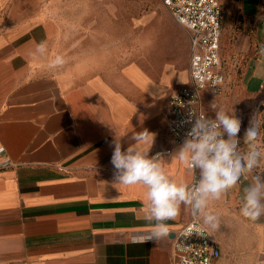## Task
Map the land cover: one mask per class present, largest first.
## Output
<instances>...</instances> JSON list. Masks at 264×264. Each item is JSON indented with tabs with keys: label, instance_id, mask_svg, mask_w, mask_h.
Segmentation results:
<instances>
[{
	"label": "crops",
	"instance_id": "0c3cea01",
	"mask_svg": "<svg viewBox=\"0 0 264 264\" xmlns=\"http://www.w3.org/2000/svg\"><path fill=\"white\" fill-rule=\"evenodd\" d=\"M220 2L221 59L235 49L233 26H243L250 59L242 101L262 107L264 116V79L253 76L264 42V0ZM64 28L47 6L31 12L18 0H0V264H172L173 238L193 219L190 207L181 205L179 216L165 222L168 237L148 240L146 188L116 183L110 161L116 139L126 150L134 132L147 130L153 143L147 136L135 147L159 154L178 184L193 183L187 165L172 159L183 142L168 132L169 99L189 82L190 52L183 69L72 61ZM40 41L47 43L44 56L35 53ZM56 55L66 63L50 69ZM225 88L226 79L220 94L205 89L204 107ZM249 182L241 178L209 203L219 219V228L210 229L221 249L216 264H264V217L252 222L239 212Z\"/></svg>",
	"mask_w": 264,
	"mask_h": 264
},
{
	"label": "clouds",
	"instance_id": "9594fccd",
	"mask_svg": "<svg viewBox=\"0 0 264 264\" xmlns=\"http://www.w3.org/2000/svg\"><path fill=\"white\" fill-rule=\"evenodd\" d=\"M46 52V41L37 43L35 53L44 56ZM257 57L253 76L264 79V42L257 46ZM65 63L62 55H56L48 67L58 69ZM209 108L214 117L192 108L189 117L194 122L179 150L172 156L173 160L184 162L187 170L193 173L192 184H178L166 173L164 160L159 154L150 157L149 151L144 152L135 147L147 136L152 137L153 143L154 134L147 130L134 132L131 140L135 143L126 150H122L120 141L116 139L114 142L110 162L115 170L116 183L129 186L142 184L146 188L144 218L152 223L148 240L158 241L169 236L170 227L165 222L179 216L181 205L190 207L194 222L202 221L208 229H218V216L208 209L209 203L221 199L241 178L250 181L243 189L239 209L241 216L252 222L264 217V146L261 143L264 122L257 115H252L241 138L238 135L241 119L235 111L229 113L214 101ZM197 170L198 179L195 176Z\"/></svg>",
	"mask_w": 264,
	"mask_h": 264
},
{
	"label": "rangeland",
	"instance_id": "374dc122",
	"mask_svg": "<svg viewBox=\"0 0 264 264\" xmlns=\"http://www.w3.org/2000/svg\"><path fill=\"white\" fill-rule=\"evenodd\" d=\"M31 12L42 6L56 13L64 23V52L68 60L108 61L110 64L139 62L158 70L171 63L178 69L188 66L189 34L163 5L161 0H18ZM235 27V49L226 50L222 58L226 88L222 95H213L218 107L240 117L244 133L252 115L262 122V107H248L243 98L242 74L250 59L243 51L242 27ZM241 27V29H240ZM209 92L205 91L204 101ZM243 102V103H242ZM239 105V112L237 107ZM209 116L214 113L205 106ZM243 137V136H241ZM264 141V129L261 132ZM242 146H244L242 144ZM241 151H243L241 149Z\"/></svg>",
	"mask_w": 264,
	"mask_h": 264
},
{
	"label": "built area",
	"instance_id": "2783aa9c",
	"mask_svg": "<svg viewBox=\"0 0 264 264\" xmlns=\"http://www.w3.org/2000/svg\"><path fill=\"white\" fill-rule=\"evenodd\" d=\"M161 1L189 34V82L179 85L169 99L168 132L174 143H181L194 122L189 117L192 108L207 113L203 91L207 88L216 94L223 91L226 79L220 54L223 8L220 0ZM195 176L199 178L198 170ZM173 255L172 264H216L221 249L212 231L193 218L175 232Z\"/></svg>",
	"mask_w": 264,
	"mask_h": 264
}]
</instances>
